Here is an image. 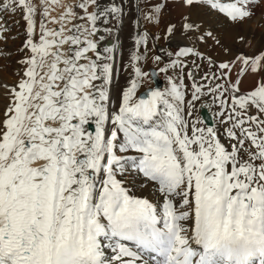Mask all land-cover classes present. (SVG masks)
Returning <instances> with one entry per match:
<instances>
[{"label": "snow or ice", "instance_id": "6c2138e0", "mask_svg": "<svg viewBox=\"0 0 264 264\" xmlns=\"http://www.w3.org/2000/svg\"><path fill=\"white\" fill-rule=\"evenodd\" d=\"M260 29L264 0H0V264H264Z\"/></svg>", "mask_w": 264, "mask_h": 264}, {"label": "rangeland", "instance_id": "374dc122", "mask_svg": "<svg viewBox=\"0 0 264 264\" xmlns=\"http://www.w3.org/2000/svg\"><path fill=\"white\" fill-rule=\"evenodd\" d=\"M180 11H181L180 9H174L170 14L165 15L164 22L161 23L159 28H163L164 23H167L169 20L175 21L179 17ZM251 28L254 32L257 31V26H256L255 22H253V24L251 25ZM247 30H248V26H245L244 28L239 29V30L238 29H232V28H223L220 32V37H221L223 43H225L226 45H231L233 37L237 35V32H239L240 34H243ZM153 31L159 32V29H153ZM259 31H264V29H260ZM257 39H259V33L258 32H257ZM161 78L163 79V76H161ZM11 79H12V77H11ZM163 86H164V80H163Z\"/></svg>", "mask_w": 264, "mask_h": 264}, {"label": "water", "instance_id": "95a60500", "mask_svg": "<svg viewBox=\"0 0 264 264\" xmlns=\"http://www.w3.org/2000/svg\"><path fill=\"white\" fill-rule=\"evenodd\" d=\"M156 84L158 87H161L162 86V79L160 78V80H157L156 81ZM202 114L205 116V118L207 119V111L206 110H202ZM210 123V121H209Z\"/></svg>", "mask_w": 264, "mask_h": 264}, {"label": "bare ground", "instance_id": "6f19581e", "mask_svg": "<svg viewBox=\"0 0 264 264\" xmlns=\"http://www.w3.org/2000/svg\"><path fill=\"white\" fill-rule=\"evenodd\" d=\"M7 75V74H6ZM9 78V80H11V77H8Z\"/></svg>", "mask_w": 264, "mask_h": 264}]
</instances>
